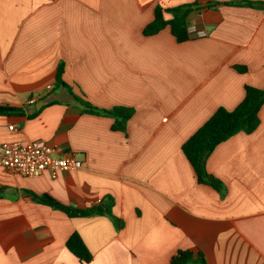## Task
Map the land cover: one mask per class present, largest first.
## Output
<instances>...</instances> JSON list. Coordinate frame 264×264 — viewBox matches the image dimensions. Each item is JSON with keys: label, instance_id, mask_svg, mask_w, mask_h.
Here are the masks:
<instances>
[{"label": "crops", "instance_id": "0c3cea01", "mask_svg": "<svg viewBox=\"0 0 264 264\" xmlns=\"http://www.w3.org/2000/svg\"><path fill=\"white\" fill-rule=\"evenodd\" d=\"M229 1L242 0H0V105L18 110L0 114V144L42 140L54 156L82 161L56 177L0 165V264H170L181 248L207 264H264V104L256 130L207 157L224 196L197 182L182 149L218 107L243 99L246 84L264 87V0ZM194 2L187 24L206 35L144 33L157 4ZM60 62L72 92L57 85ZM74 94L133 107L126 131L83 111ZM29 191L76 208L111 196L115 218L71 217ZM74 231L90 262L67 248Z\"/></svg>", "mask_w": 264, "mask_h": 264}, {"label": "trees", "instance_id": "16d2710c", "mask_svg": "<svg viewBox=\"0 0 264 264\" xmlns=\"http://www.w3.org/2000/svg\"><path fill=\"white\" fill-rule=\"evenodd\" d=\"M228 3H244L249 5H260L259 1L242 0L239 2L229 1ZM198 7V2L192 4H182L175 7L164 8L157 4L154 10V19L145 28V34H154L161 29L169 26L172 34L177 41L182 42L190 38L186 18L188 14ZM169 12L173 16L165 18L164 13ZM245 71L246 67H238ZM64 63L60 62L57 68V85L68 88L71 87L63 80ZM74 99L79 102L83 111L110 116L114 119L112 128L114 130L126 131L129 119L135 112V109L125 105H115L113 107H99L90 103L84 97L74 94ZM264 104V87L254 85H245V94L243 99L233 108L228 109L220 106L216 111L183 143L182 149L185 153L197 179V182L211 186L222 196L227 191V185L220 177L207 169L206 160L215 147L235 135L238 132L252 133L261 123L260 109ZM18 111L9 106L0 105V114L11 111ZM34 200L47 204L55 209L67 213L71 217L91 216L95 214L106 215L115 218L112 207L114 199L110 196L97 204L86 207L76 208L61 202L49 193H35L29 191ZM123 223L121 219H118ZM122 225V224H121ZM67 248L77 256L81 262H90L93 255L81 235L74 231L66 240ZM207 264L204 255L200 252H194L191 249H178L171 257L170 264ZM63 264V263H61Z\"/></svg>", "mask_w": 264, "mask_h": 264}, {"label": "built area", "instance_id": "2783aa9c", "mask_svg": "<svg viewBox=\"0 0 264 264\" xmlns=\"http://www.w3.org/2000/svg\"><path fill=\"white\" fill-rule=\"evenodd\" d=\"M190 36H204L205 30L188 26ZM53 85H48L51 89ZM37 97L29 99L35 102ZM14 128V125H10ZM54 147L42 140L12 141L0 144V165L7 170L24 176H37L49 172L56 177L61 170H76L82 161L72 153L61 157L54 156Z\"/></svg>", "mask_w": 264, "mask_h": 264}]
</instances>
